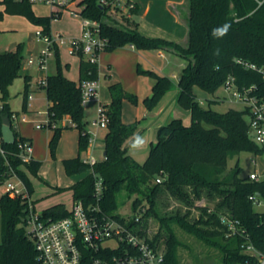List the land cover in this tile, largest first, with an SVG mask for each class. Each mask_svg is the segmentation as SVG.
<instances>
[{"label":"trees","instance_id":"16d2710c","mask_svg":"<svg viewBox=\"0 0 264 264\" xmlns=\"http://www.w3.org/2000/svg\"><path fill=\"white\" fill-rule=\"evenodd\" d=\"M76 2L84 6V16L101 21V34L108 39L105 51L128 45L138 49L171 48L186 60L179 76L177 103L189 111L191 123L186 125L182 118H173L161 125L157 141L151 144L148 156L140 163L125 146L126 141L137 133L139 122L123 121L124 100L137 104L138 97L127 92L120 82L113 83L109 86L112 100L105 105L110 117L105 135V155L93 165L84 162L80 154L88 148L89 134L81 83L86 79L99 78V64L91 63L81 55L80 79L76 81L63 73L57 50V73L47 75L46 83L39 85L47 93V110L51 119L49 129L53 130L49 141L52 157H56L63 129L75 124L80 133L79 154L63 159L68 175L84 174L69 187L74 199L85 202L91 199L95 173L105 182L102 205L107 212L115 213L123 192L129 197L135 196L132 218L139 213V207L147 206L139 222L141 232L152 244L165 250L167 264H180L178 246L181 242L173 231V223L216 246L221 251L223 264L246 262L249 257L243 252L244 242L249 240L258 249H264V211L257 210L252 199V196H256L264 202V178L256 181L249 175L241 177L238 164L228 171V160L244 150L263 153L264 146L257 144L250 136L248 107L242 105L240 109L229 107L225 111H218L211 104L226 99V95L221 96L220 91H224V84L230 75L235 76L239 86L255 84L264 93V75L237 62V59H242L264 67V0H188L186 45L143 35L133 17L138 7L135 2L131 17L124 10H119L124 19L122 24L113 20L108 14L109 7L100 0ZM0 3L6 4L7 12L25 15L31 22L42 25L46 33L51 32L52 20L57 18L55 14L36 15L28 2L1 0ZM3 16L4 11L0 10V20ZM23 61L21 43L14 50H0V90L3 99L7 98L13 80L21 75ZM138 70L155 79L151 95L144 100L146 106L153 109L172 88L173 81L151 70L141 67ZM24 78L23 110L27 111L31 77L25 75ZM197 88L211 96L208 107L200 101L195 91ZM12 115L7 104L0 109V144L4 150V154L0 151V185L8 179L19 177L29 196L7 191L0 197V264H41L27 226L30 204L34 205L31 199L34 191L31 175H38L43 162L34 157L30 162L22 160L20 143L32 146V141L22 136L15 127V141L7 143L2 140L3 118L9 116L12 120ZM158 178H161L160 182ZM57 189L60 191L63 188ZM162 193L176 197L189 206L194 205L192 195L208 200V203L202 206L200 218L194 221L188 219L189 212L162 215L157 207ZM41 214L58 219L68 216L70 209L65 203H58L45 208ZM152 217L158 218L169 230L164 246L160 243L163 235L161 229L151 234L147 227ZM223 218L235 222V233L231 232Z\"/></svg>","mask_w":264,"mask_h":264},{"label":"rangeland","instance_id":"374dc122","mask_svg":"<svg viewBox=\"0 0 264 264\" xmlns=\"http://www.w3.org/2000/svg\"><path fill=\"white\" fill-rule=\"evenodd\" d=\"M1 1V0H0ZM121 2L132 1V0H120ZM168 0H138L137 2H167ZM175 2V1H173ZM188 2V0L186 1ZM6 4L0 3V10L4 11V16L0 20V50L9 51L15 49V47L21 43L23 45V72H29L31 74V94L33 96V101H31V107L28 106V110H23L24 101V87L25 78L23 75L17 76L11 85L9 86V93L6 99L2 98V93L0 90V109L7 104L13 115L18 114V121L16 125H23V129L34 133V144L32 146L33 154L36 159L43 161L41 170L37 176L31 175V179L34 184L33 198L35 210L41 213L45 208L58 203H65L67 206L71 207L74 197L72 190L69 188L76 181H78L82 174L78 175H68L63 166L64 158L76 157L79 154V132L75 124H70V127L63 129L62 135L59 140V144L56 150V157L53 158L49 152L47 145V137L49 135V127L37 128L35 124L37 122L45 119L47 117V93L44 87H40L39 83L41 81V75L44 77L48 74L57 73V54L53 53L48 58V68H41L36 62L31 65L28 63V59L34 57L36 60L41 55V51L45 48V43L38 40L35 32L37 28L29 21L27 18L21 14H12L5 10ZM34 11L39 16H49L51 15V9L48 6H43L39 4L33 5ZM109 19V18H108ZM140 20V17H138ZM118 20V19H117ZM121 21V20H120ZM120 21H115L119 24L123 23ZM81 20L80 18L74 17L69 11H64L62 15L58 18H54L51 24V33L60 34L64 38H74L81 35ZM31 45V47H30ZM99 56V76L100 82L102 83V89L106 92L107 84L113 80L122 81L121 77L124 79L122 81L126 84V91L130 92L138 97V103L135 104L130 100L126 99L123 105L125 110V119H130V123L139 122V128H141L142 136H140L133 144L130 146L129 152L132 154L140 163H143L149 153L150 145L146 142V138L149 137L147 133L151 128L153 123L158 117L153 113V109H149L144 100L145 95H150L152 86L155 79L152 76H148L149 85L146 84L145 76L138 70V63L129 62V55L121 51L120 55L116 56L113 53L111 57L104 52L100 53ZM62 62V71L65 75L77 79L78 77V64L80 55H72L69 53L66 47L60 48L59 53ZM109 59L112 62H108ZM70 63V68L66 66V63ZM112 63V67L108 69V64ZM177 71V69H175ZM111 74V78L106 75ZM179 74V71L176 72ZM173 84L172 89H177L178 77L172 76ZM149 86V87H148ZM198 97L205 107H208V99L211 97L202 90L198 89ZM147 91V92H146ZM221 96L226 95V99L219 103H212L211 107L218 111H225L229 107L242 108V104L230 99V97L225 94V91H220ZM144 96V97H143ZM166 101V99H165ZM132 104H131V103ZM131 104V105H130ZM136 105V106H135ZM98 102L89 100L85 104L84 111L88 120L87 128L92 131V122L96 118L98 111ZM145 113L146 117H143ZM174 117L182 118L186 125L191 123V116L188 110L177 107L175 110ZM24 116L26 119H23ZM126 119V120H127ZM151 127V128H150ZM107 129L100 131V139L95 144L93 148L100 160L103 159V151L105 149V135ZM92 146L89 147V150ZM88 150V149H87ZM87 150L81 152L80 156L82 159L86 158ZM236 164L239 165L240 171L239 175L241 177L248 176L251 172H258L260 177H264V152L256 154L250 150H244L238 155L231 156L228 160V171H232ZM11 181L22 187L18 178H12ZM57 187L63 188L58 191ZM8 191L7 182L0 185V195H3ZM194 200V205H187L185 202L177 199L176 197L169 196L162 193L158 199L157 207L162 215H174L178 212L181 214L188 213V219L190 221L197 220L200 218L202 213V206L208 203V200L203 198H196L194 195L191 196ZM135 196L129 197L126 192H123L118 199V207L114 212L121 216H126L132 218L134 215L133 201ZM147 203V202H144ZM212 206V203L209 202ZM257 210L264 211V203L256 206ZM31 224H28L29 229ZM173 231L176 234L177 239L181 242L178 246V258L180 264H223L221 251L213 245H210L206 241L197 236L190 234L180 228L177 224L173 223ZM148 229L151 230V234H156L161 229L162 236L160 238V243L162 246L165 245V240L169 235V230L162 225L161 221L152 217L148 220ZM0 241H1V223H0Z\"/></svg>","mask_w":264,"mask_h":264},{"label":"built area","instance_id":"2783aa9c","mask_svg":"<svg viewBox=\"0 0 264 264\" xmlns=\"http://www.w3.org/2000/svg\"><path fill=\"white\" fill-rule=\"evenodd\" d=\"M15 1L50 6L53 9L52 14H55L57 18L64 11H69L71 15L81 20L82 30L79 37L66 39L60 34L37 30V39L43 41L46 46L42 49L38 60L34 57L28 59L29 64L38 62L41 68L47 69L48 58L61 47H66L72 55H84L91 63L99 62L100 53L105 51L108 39L101 34V21L84 16L82 13L84 6L77 4L76 0ZM100 2L109 7L108 14L117 22L120 20V22L122 20L124 22L119 10H124V13L131 17V9L135 7L134 1L100 0ZM237 62L264 75L263 66H257L242 59H237ZM40 83L45 84L46 79H41ZM99 88V78L82 81V102L84 105L91 99L99 98ZM224 91L230 99L249 108L250 136L257 144L264 146V93L262 94L255 84L239 86L234 75L227 78ZM32 99L33 96L30 93L28 96L29 106ZM17 115H12V121L15 123L18 121ZM23 119L26 117L24 116ZM109 121L107 107L100 102L97 117L93 120L92 125L96 128H107ZM50 124L51 119L47 110V117L37 122L35 126L43 128L49 127ZM88 134L87 149L89 150L90 146L93 148L98 138V132L88 131ZM20 147L22 160L30 162L33 157L32 146L28 143H20ZM0 151L4 154V150ZM83 160L91 165L98 161L92 154ZM94 176V190L91 199L88 202L83 199H74L69 207L70 214L66 217L58 219L45 217L35 210L32 203L30 204L29 224L31 226L28 233L34 241L41 264H167L165 250L152 244L141 232L139 222L146 212L147 206L139 207V213L135 218L107 212L102 205L105 196L104 179L95 173ZM249 176L256 181L262 179L256 171L251 172ZM17 178L22 187L8 179L6 181L8 191L29 196L23 181L19 177ZM157 181L160 182L161 178H158ZM252 199L256 205L264 203L256 196H252ZM223 221L228 223L232 233L236 232L235 222L226 218H223ZM242 249L249 258L241 264H264V249H258L249 240L242 244Z\"/></svg>","mask_w":264,"mask_h":264},{"label":"crops","instance_id":"0c3cea01","mask_svg":"<svg viewBox=\"0 0 264 264\" xmlns=\"http://www.w3.org/2000/svg\"><path fill=\"white\" fill-rule=\"evenodd\" d=\"M132 1L137 3V6H138L137 12L135 13V15L133 17L138 23V26H137L138 30L143 35L148 36V37H160V38H164V39H167V40H170L173 42H179L183 45L187 44V41H188V22H187L188 2H186L187 0H168L167 2H137L138 0H132ZM173 1H175V2H173ZM33 5L34 4H32V8H33ZM39 5H43V4H39ZM43 6H47V5H43ZM48 7H50V6H48ZM50 9H51V14H52L53 9L51 7H50ZM33 11H34V8H33ZM35 14H36V12H35ZM36 15H38V14H36ZM22 16L27 18L25 15H22ZM138 17H140V20L138 19ZM52 22H53V20H52ZM32 24L37 28V30H40V29L43 30L42 25H38V24H35L33 22H32ZM35 35H36V32H35ZM30 47H31V45H30ZM58 51L60 53V50H58ZM121 51H124L125 54L129 55V62L131 61L132 64L134 62H137L138 67H141L144 70L154 71L159 75L168 76L171 79H172V76L177 75L178 81H179V76H180L184 66L186 65V60L183 57L179 56L177 53H175L173 51V49H171V48L138 49L133 45H128V46L118 47L112 51H103V52L107 53L111 57V55H113V53H116L115 54L116 56L120 55ZM108 60H109L108 62H112L111 60H113V59L108 58ZM80 61H81V58L79 59V64H78V77H77V79H75V78L73 79V77L71 78L68 76L69 78L76 80V81H78L80 79ZM98 64H99V62H98ZM31 65H33V64H31ZM66 66L68 68H70V63L67 62ZM111 67H112V63H109L107 68L110 69ZM175 69H177V71H175ZM178 71H179V74L176 73ZM99 74H100V72H99ZM142 74H143V76L146 75L145 81H146V84L149 85V82H148L149 79L147 78L148 74H144V73H142ZM21 75H23V76L29 75L31 77V74L28 71L23 72V66L21 69ZM48 75H50V74H48ZM106 75L109 76V73H107ZM46 76L44 77V75H41V77H42L41 79L46 78ZM148 76H150V75H148ZM109 77L111 78V74ZM99 78H100V76H99ZM121 79H122V81H124V79L122 77H121ZM122 81H120V80L110 81V83L107 84L108 86L105 90L106 92L103 91L102 83L100 82L99 98L98 99H92V101L98 102V106H99L100 102L103 103L104 105H106V104L109 105L111 100H112L111 91H110L109 86L113 83L120 82L123 85L124 89L127 90L126 84L123 83ZM172 81H173V79H172ZM152 88H153V86H152ZM171 89L164 95V97L161 99V101L158 103V105L153 108V111H154L153 113H155V115L158 118L155 119L156 121L153 123L152 128L150 127L151 129L147 132L150 135H149V137L146 138V142H148L150 146H151V144H153L157 141V133H158L159 127L161 125L167 123L168 121H170L173 118H178V117H174V116H176L175 115L176 108L180 107L179 104L177 103V95L179 92L178 84H177L176 90L174 89L173 91H171ZM30 90H31V88H30ZM195 91L197 94H199V91L197 89H195ZM151 93H152V90H151ZM150 95H145V96L148 97ZM33 99L31 101H33ZM165 99H166V101H165ZM31 101H30V103H31ZM47 101H48V99H47ZM125 101H126V99L124 100L123 105L125 104ZM30 107H31V105H30ZM142 112L144 114L143 117H146L145 116L146 112H144V111H142ZM96 117H97V114H96ZM125 117H126V115H125V110L123 107V121L125 123H130V119L126 118L127 119L126 120ZM85 119L88 123L86 114H85ZM66 121L67 120H65L64 122H66ZM22 126H23L22 124L16 125V123L14 121H12V129L15 127V129L22 136L29 138L32 141V146H33L34 137L32 135L34 133L23 129ZM92 126H93L92 131H90L88 128L87 129L90 132H94V131L98 132V138L95 142V144H96L97 141H99L100 136H101L100 131L105 129V128H96V126H94V125H92ZM78 132H79V130H78ZM143 133L141 131V128H139L137 133L133 137L129 138L126 141L125 146H126L129 154H130V152H129L130 146L140 136H142ZM52 134H53V130L50 129L49 135L47 137L48 149H49V141L52 137ZM2 140H3V138H2ZM0 143H1V140H0ZM95 144H94L93 148L95 147ZM93 148L90 150H87L86 157L89 154H92L97 158V160H100L97 152ZM0 150H1V144H0ZM49 152H50V149H49ZM104 153H105V149L103 151V155H104ZM32 155L34 158L37 157L33 154V152H32ZM81 176H82L81 178H83L84 174H82ZM32 196H33V193L31 195V197ZM0 197H1V195H0ZM0 223H1V211H0Z\"/></svg>","mask_w":264,"mask_h":264},{"label":"water","instance_id":"95a60500","mask_svg":"<svg viewBox=\"0 0 264 264\" xmlns=\"http://www.w3.org/2000/svg\"><path fill=\"white\" fill-rule=\"evenodd\" d=\"M2 138L7 143L14 142L16 138V135L12 129V121L9 116H5L2 121Z\"/></svg>","mask_w":264,"mask_h":264}]
</instances>
